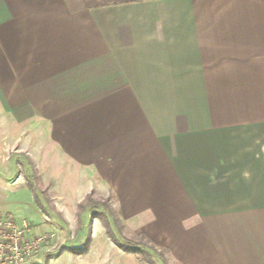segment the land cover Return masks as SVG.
<instances>
[{
  "label": "crops",
  "instance_id": "obj_1",
  "mask_svg": "<svg viewBox=\"0 0 264 264\" xmlns=\"http://www.w3.org/2000/svg\"><path fill=\"white\" fill-rule=\"evenodd\" d=\"M24 160L64 222L95 193L178 264H264V0H0V182ZM103 225L53 262H113Z\"/></svg>",
  "mask_w": 264,
  "mask_h": 264
},
{
  "label": "rangeland",
  "instance_id": "obj_2",
  "mask_svg": "<svg viewBox=\"0 0 264 264\" xmlns=\"http://www.w3.org/2000/svg\"><path fill=\"white\" fill-rule=\"evenodd\" d=\"M24 162L26 166L21 163L22 165H15L13 170L11 169L12 172L10 171L9 178H16L12 189L9 183L0 182L2 187L0 188V214L14 217L20 221L22 219L28 220L32 231L36 233L56 232L55 243H49L39 255L42 264H71L69 261H64L65 256L59 258L57 262H53V260L61 254L78 253L84 255L86 252L94 253L97 247L91 245V220L94 218L100 221L102 225L104 224L102 212L106 211V208L103 203L105 199L110 202V198H101L95 193L90 194L91 197L87 196L90 199L86 200L85 207L78 208L75 219L64 222L57 213L52 211L53 198L50 196L52 183L49 184V182L41 180L35 164L33 165L32 162H26L25 160ZM22 172L25 176L20 179ZM18 175L19 178L17 179ZM4 184H6L5 187ZM73 184L74 186L71 189L74 197L67 198V202L77 199L76 186L79 183L74 181ZM117 216L120 219L118 214ZM120 222L122 223L121 219ZM103 231L104 236L108 237L111 242L109 252L120 254L113 262L110 261V264H178L169 258L168 251L165 248H158L144 237L125 230L124 225L121 233L116 228L115 232L120 237L121 242L129 247V249L125 248L126 250L112 240L106 231V227ZM85 238H88V241L83 244ZM85 261L78 264H85ZM153 261L155 263H152ZM73 264L76 263L73 262ZM92 264L99 263L93 262Z\"/></svg>",
  "mask_w": 264,
  "mask_h": 264
},
{
  "label": "built area",
  "instance_id": "obj_3",
  "mask_svg": "<svg viewBox=\"0 0 264 264\" xmlns=\"http://www.w3.org/2000/svg\"><path fill=\"white\" fill-rule=\"evenodd\" d=\"M56 236L55 231L33 232L26 219L0 214V264H42L39 255Z\"/></svg>",
  "mask_w": 264,
  "mask_h": 264
},
{
  "label": "trees",
  "instance_id": "obj_4",
  "mask_svg": "<svg viewBox=\"0 0 264 264\" xmlns=\"http://www.w3.org/2000/svg\"><path fill=\"white\" fill-rule=\"evenodd\" d=\"M89 197H91L89 195ZM85 199L83 202L80 203L79 208H84L86 205V200H88V198ZM90 199V198H89ZM103 206L106 208V211H101L102 212V216L104 217V225L106 227V231L107 233L110 235V237L112 238V240L119 245L121 248H123L124 250H126V244L122 243L120 240V237L117 236L116 232H115V228L120 231V233L122 232L123 229V225L120 222V219L117 216V212L114 210V208L112 207V205L110 204L108 199L104 200ZM112 218V219H111ZM152 263H155V261H153Z\"/></svg>",
  "mask_w": 264,
  "mask_h": 264
}]
</instances>
